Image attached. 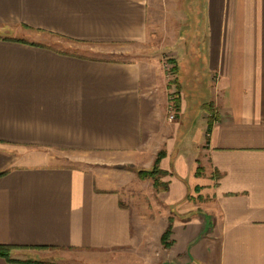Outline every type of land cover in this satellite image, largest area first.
Here are the masks:
<instances>
[{"label": "crops", "instance_id": "obj_1", "mask_svg": "<svg viewBox=\"0 0 264 264\" xmlns=\"http://www.w3.org/2000/svg\"><path fill=\"white\" fill-rule=\"evenodd\" d=\"M160 33L212 88L143 211L119 167L152 165L165 85L127 56ZM0 173V264H264V0H0Z\"/></svg>", "mask_w": 264, "mask_h": 264}, {"label": "rangeland", "instance_id": "obj_2", "mask_svg": "<svg viewBox=\"0 0 264 264\" xmlns=\"http://www.w3.org/2000/svg\"><path fill=\"white\" fill-rule=\"evenodd\" d=\"M171 27L175 28H172L170 30V33L174 31V33L177 34V24H173ZM170 33H168L166 37L161 36V33L159 36H157L158 34H156L155 39H151L150 41H148V43L144 44L143 46L141 45L135 47L136 50H134V53L132 55L127 56V58L129 59L133 58L154 63V65H156L160 69L162 83L165 85L164 94L162 98L164 104H160L162 109L161 114L163 121V124L160 126L162 132L159 135L160 140L154 143L153 151L149 152L150 154L154 155V161L152 165H150L145 158L143 166L134 167L133 165L125 164L122 167H119L121 169H131L136 172L139 181L137 182V184H133L132 188L134 194H137L138 196V206L143 211L145 210L147 205L151 206V202H155V204H158V199L155 198V201H152L151 192L153 193L155 190L157 194V191H163L164 186L166 185V182H164V180L165 176L168 175V172L162 169L160 166L161 160L165 156V150L160 144V142L163 141V138L167 137V139L172 137L175 138V140H180V136L182 135V133L184 134L185 131H187L190 120L198 113L199 110H203V112H205V107L207 109L206 103L210 101V94L212 88L211 78L207 72L198 71L197 77L192 79L190 78V74L192 75L195 72H189L183 67L179 70L178 68H176V66H173L171 58L178 60L179 55L175 54L173 51H170L168 48L169 46H166V44H169L170 41L172 42V40L168 38ZM58 40L60 41L56 43L57 45L65 47L70 46V50L84 53V55L87 54L89 56L101 58H109L116 56L107 53L104 50L101 51L96 47L93 48L94 46H91L90 44L79 42L68 43V41L62 39ZM214 79L215 73H212V81H214ZM186 103L188 108L182 117V109L183 107H185ZM209 106L210 105L208 104V110ZM171 114L174 115L172 120L169 119V116ZM181 117L184 118V120L181 123V128L178 129L177 125L180 120H182ZM196 124L198 126V119L196 121ZM161 152H163V156L160 159L157 168L154 169L153 174L145 175V173L139 175L137 173L138 170H144L145 172L151 171L154 167L155 160ZM57 156L66 160L67 163L75 165H85L87 158L82 152H59ZM147 201L149 204L147 203ZM140 216L142 219H146L147 215ZM154 217H156L157 219V215H155ZM142 227L143 225L140 228ZM144 232L146 231L144 230ZM169 241L170 236L168 237V239H166L167 244L169 243ZM145 250L146 248L144 246L140 248V253L144 252V254H140L139 264H146ZM12 251H14V248H11L9 252L11 253Z\"/></svg>", "mask_w": 264, "mask_h": 264}, {"label": "trees", "instance_id": "obj_3", "mask_svg": "<svg viewBox=\"0 0 264 264\" xmlns=\"http://www.w3.org/2000/svg\"><path fill=\"white\" fill-rule=\"evenodd\" d=\"M210 131V125H208V132ZM162 156H163V152H161L159 155H158V157H157V159L155 160V163H154V167H153V169L151 170V171H147V172H145L144 170H138V174L139 175H142V174H145V175H151V174H153V171H154V169L155 168H157V166H158V164H159V161H160V159L162 158ZM2 173H0V175H1ZM155 185V184H154ZM165 189H167V185H165L164 186V190ZM170 234H171V226H169L168 227V229L165 231V233L163 234V236H162V243L165 245V246H168L169 245V243L167 244V242H166V239H168V237L170 236ZM11 248H13V247H10V246H3V245H0V256H3V257H5L6 259H8V260H11L10 259V249Z\"/></svg>", "mask_w": 264, "mask_h": 264}, {"label": "built area", "instance_id": "obj_4", "mask_svg": "<svg viewBox=\"0 0 264 264\" xmlns=\"http://www.w3.org/2000/svg\"><path fill=\"white\" fill-rule=\"evenodd\" d=\"M173 117H174V115H173V114H171V115L169 116V119H170V120H172V119H173Z\"/></svg>", "mask_w": 264, "mask_h": 264}]
</instances>
